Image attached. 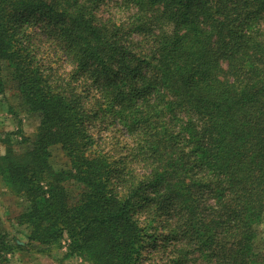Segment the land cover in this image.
Segmentation results:
<instances>
[{"label": "trees", "instance_id": "obj_1", "mask_svg": "<svg viewBox=\"0 0 264 264\" xmlns=\"http://www.w3.org/2000/svg\"><path fill=\"white\" fill-rule=\"evenodd\" d=\"M123 1L127 31L102 0H0V90L7 68L40 116L0 154L29 241L67 234L92 264H146L159 241L160 264H264V0ZM39 32L67 76L39 58ZM103 125L126 153L101 147ZM55 145L67 167L52 166Z\"/></svg>", "mask_w": 264, "mask_h": 264}, {"label": "rangeland", "instance_id": "obj_2", "mask_svg": "<svg viewBox=\"0 0 264 264\" xmlns=\"http://www.w3.org/2000/svg\"><path fill=\"white\" fill-rule=\"evenodd\" d=\"M131 11L132 9L123 0H102L99 15L104 19L112 18L114 22L121 25L124 31H127ZM40 24H35V28H30V30L33 33L42 30ZM108 24L111 25L110 23ZM165 28H168V25ZM30 30L27 28L28 32ZM132 36L135 38L141 37L139 34H133ZM37 37L38 39L32 38V46L45 66L52 67L67 76L68 64L63 59H60L58 55H54L52 48L46 41V35L39 32ZM145 49L147 52V48ZM8 75L9 69L5 68L3 70L5 87L0 90V154H3L6 150L5 138L13 141V145L19 148V141L22 140L23 134L33 136L40 124V116L26 110V107L21 102L19 93L11 88L7 80ZM62 78H60V81H62ZM68 80L70 79L64 78V82H69ZM74 82L77 83L76 81ZM78 88L80 89L79 86ZM95 130L98 129L92 127V131ZM100 132L99 135L102 136L99 140V142H102L101 147H104L105 151L109 152L112 157H119L126 153L128 146H126L125 135L117 133L104 125ZM7 133L10 134V137ZM50 161L55 169L67 167L69 164V158L59 145L51 147ZM66 187L70 193L76 194L78 191V185L73 180L67 181ZM23 201L22 197H18L8 191L0 176V233L6 234L5 238L13 248L6 252H0L4 256L3 259L0 258V264H92L81 255L69 253L70 240L67 234H64L59 241L50 245H40L29 241L28 234L31 226L19 220V215L24 210ZM259 228L257 241L264 239V220L259 225ZM17 242L22 244V246H18ZM160 243V241L158 244L154 242L143 250L146 264H160Z\"/></svg>", "mask_w": 264, "mask_h": 264}]
</instances>
